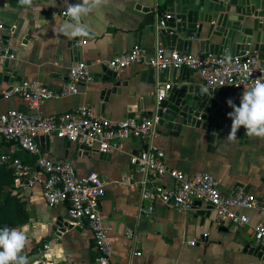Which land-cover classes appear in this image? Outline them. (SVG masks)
Masks as SVG:
<instances>
[{
  "label": "crops",
  "instance_id": "obj_1",
  "mask_svg": "<svg viewBox=\"0 0 264 264\" xmlns=\"http://www.w3.org/2000/svg\"><path fill=\"white\" fill-rule=\"evenodd\" d=\"M79 2L0 0V20L4 24L0 73L6 70L7 63L13 71L8 82L0 81V112H30L24 99L10 96L7 91L22 81H39L53 91H61L69 82L72 65L82 60L89 63L92 79L80 83L77 95L47 100L43 105L46 113L57 115L91 105L97 115L115 122L142 120L157 111L159 83L185 85L187 80L183 78L189 77L191 84L207 88L199 74L189 69L162 73L153 72L145 63H135L118 74L125 84L118 94L109 97L102 93L97 79L105 75L104 66L116 56L138 46L150 57L157 45L167 47L156 34L142 33L148 17L146 9L153 6L154 0H97L80 21L87 35L68 38L59 31L60 25L69 20L62 12L68 3ZM257 11H264V1ZM254 19L264 18L252 16L244 26L251 25ZM229 51L230 56L239 55L236 48ZM191 53H202L198 42ZM256 54L262 55L261 51ZM218 91L222 92L215 99L227 115L232 111L227 100L238 105L243 90ZM231 123L227 115L215 136L197 127L185 126L176 132L158 125L153 144L165 151L170 168L188 174L208 172L218 179L224 194L244 191L264 201V137L248 136L243 126L230 137ZM39 145L53 159L72 161L81 176L97 172L105 181L106 196L101 208L110 231L114 264H264V250L253 249L254 228L264 223V210H244L251 222L238 228L221 223L205 204H196L193 211L184 212L157 199L142 200L145 177L131 164V157L148 148L149 141L127 140L122 151L108 155L96 148L78 149V144L57 137L46 136ZM3 153L33 164L13 142L0 140V155ZM173 184L167 175L152 177L148 186L169 188ZM20 193L30 214L25 224L29 233L24 248L29 264H50L47 254L56 248L62 252L58 264H99L92 232L87 227L67 226L68 204L50 207L40 185ZM128 230L133 231L132 237ZM189 241L196 243L189 245ZM56 261L53 256L52 264Z\"/></svg>",
  "mask_w": 264,
  "mask_h": 264
},
{
  "label": "built area",
  "instance_id": "obj_2",
  "mask_svg": "<svg viewBox=\"0 0 264 264\" xmlns=\"http://www.w3.org/2000/svg\"><path fill=\"white\" fill-rule=\"evenodd\" d=\"M62 13L66 16V11ZM163 26L164 22L157 23V31ZM3 28L4 24L0 20V57L3 56ZM135 63H145L162 73L171 69H189L199 74L205 87L214 89L244 91L257 80L264 81V59L250 51L244 55L230 56L174 50L168 55L167 49L159 44L149 57L146 51L137 46L109 61L108 67L120 74ZM90 79V65L82 60L72 65L69 82L61 91H53L39 81H22L13 85L6 94L24 99L30 112L19 109L0 112V140L13 142L28 154L33 164L11 153L1 154L0 164L14 171V185L20 192L40 185L50 207L68 204V225L72 228L87 227L92 232L99 253V264H114L110 231L101 208V201L106 196V183L97 172L83 177L72 161L51 158L36 141L38 136L57 137L86 145L104 155L122 151L127 140H147L148 148L131 157V164L145 177L142 182L143 201L157 199L184 212L193 211L196 203L201 202L215 211L221 223L228 222L238 228H245L251 222L250 217L243 213L244 210H264V201L254 194L244 191L224 194L218 179L208 172L188 174L170 168L165 151L153 144L158 135L157 115L142 120L133 118L115 122L97 115L91 105L57 115L43 110L47 100L79 94L80 83ZM173 85L172 82L157 85L158 103L166 98ZM167 175L174 181L172 187L148 186L152 177ZM128 234L132 237L133 231L128 230ZM254 242L253 249L264 250V223L254 228ZM195 243L188 242L189 245Z\"/></svg>",
  "mask_w": 264,
  "mask_h": 264
},
{
  "label": "water",
  "instance_id": "obj_3",
  "mask_svg": "<svg viewBox=\"0 0 264 264\" xmlns=\"http://www.w3.org/2000/svg\"><path fill=\"white\" fill-rule=\"evenodd\" d=\"M262 1L154 0L153 6L146 9L148 17L142 33L156 34L166 45L168 55L174 50L191 53L193 45L198 42L201 52L206 55H229L231 48H236L239 55H244L247 51L252 52L254 45L253 53L261 51L259 58L263 59L264 19L250 20L252 24L244 26L252 16L264 18V11H257L262 7ZM161 22H164V26L157 31V23ZM104 70L105 75L97 79L102 85V93L109 97L118 94L125 84L121 83L117 73L108 70L107 65ZM152 71L155 72L154 69ZM12 72L7 63L6 70L0 73V81L8 82ZM183 79L187 80V84L173 85L166 98L158 103L157 111L153 114L159 117L158 125L176 132L191 126L211 132L212 136L219 134L227 116L215 99L218 92L222 91L193 85L189 77ZM241 129L242 126L236 134ZM45 137L38 136L36 141L43 142ZM78 149L91 148L78 145ZM208 209L212 210L210 206Z\"/></svg>",
  "mask_w": 264,
  "mask_h": 264
},
{
  "label": "clouds",
  "instance_id": "obj_4",
  "mask_svg": "<svg viewBox=\"0 0 264 264\" xmlns=\"http://www.w3.org/2000/svg\"><path fill=\"white\" fill-rule=\"evenodd\" d=\"M22 2L30 3V0ZM96 2L97 0H80L79 3H68L66 15L69 20L60 25L59 31L70 39L87 35L86 27L80 21L95 7ZM227 104L232 109L227 113L232 121L230 137L235 136L241 126L248 136L264 137V81L257 80L253 86L244 88L238 105L232 99L227 100ZM28 233V225L17 228L7 225L0 227V264H29L28 257L24 254ZM53 256L57 258L58 264L62 256L59 248L47 254L50 264Z\"/></svg>",
  "mask_w": 264,
  "mask_h": 264
},
{
  "label": "trees",
  "instance_id": "obj_5",
  "mask_svg": "<svg viewBox=\"0 0 264 264\" xmlns=\"http://www.w3.org/2000/svg\"><path fill=\"white\" fill-rule=\"evenodd\" d=\"M12 169L0 164V227L17 228L30 221L26 201L14 185Z\"/></svg>",
  "mask_w": 264,
  "mask_h": 264
}]
</instances>
